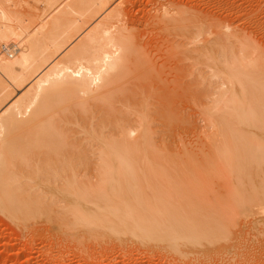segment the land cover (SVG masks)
Here are the masks:
<instances>
[{
	"label": "bare ground",
	"instance_id": "obj_1",
	"mask_svg": "<svg viewBox=\"0 0 264 264\" xmlns=\"http://www.w3.org/2000/svg\"><path fill=\"white\" fill-rule=\"evenodd\" d=\"M41 1L50 13L35 24L0 0V216L19 230L44 222L66 237L155 243L178 258L264 244L256 43L207 23L201 0H141L133 12L131 1ZM197 175L221 194L206 184L212 199L204 187L208 200L196 196ZM242 218L259 229L244 238Z\"/></svg>",
	"mask_w": 264,
	"mask_h": 264
},
{
	"label": "rangeland",
	"instance_id": "obj_2",
	"mask_svg": "<svg viewBox=\"0 0 264 264\" xmlns=\"http://www.w3.org/2000/svg\"><path fill=\"white\" fill-rule=\"evenodd\" d=\"M12 1L14 2V4H16L15 7H13L14 5L12 6V4H13V3L11 4ZM112 1L113 0H109L108 1V3H107L108 6L106 7L107 9H110L112 7V4L114 5L118 0H114L115 3H113L114 1L113 2ZM121 1H122V3L124 5H126L127 2H130L131 1V6H130L131 7V10L130 11H132V12L134 11V9L132 10V8H135V10H136V8L138 7L137 10L139 8L141 10V8L144 9L145 6H146L145 4H143L141 2V0H129V1L128 0H124V1L121 0ZM208 1H210L211 3L208 2ZM212 1H213V3H212ZM214 1L215 0H203V1L201 0L200 3L203 2V5L202 4L200 5V3L194 1L195 3L193 2L194 3L193 6H195V9L197 8L196 9L197 11L200 10L198 13H201V15L203 14V19H204V17L207 18V16H208V18L210 17V19H208V20L206 19L208 21L207 23H209V20H211L210 23H212V25L214 24L213 23L214 21L215 22L217 21V23L219 22V24L220 23L221 24L224 23L226 25H231L230 26L232 28V29L230 28L231 30L236 29L234 31H238L240 33H243V35H246V37H248L249 39L253 40L256 43L257 48H259V50L263 53L264 52V3L263 4H258L257 6H255V8L251 7V9H250V7H248L249 8L248 9V8L245 7V9H244V7L243 8L241 7V9H240L239 8L240 5H238V7L237 6L235 7L234 5H231V6H233L231 8L230 7V4H228V3H227V5H229V7L226 5V3H221L220 1L217 2V3L215 2V4H216L215 5L214 4ZM260 1H263V0H260ZM41 2H42L41 0H40V3H39V0H36V1L35 0H10L9 3L8 2H5L6 4H4V6L7 5V3H8V5H11V8L12 9L16 10L20 14H23L24 12H27V11H29V12L32 11L33 12L32 14L33 15L35 14L34 15L33 22L35 24H37L40 20H43L50 13L49 12L48 14H45L47 12V8L45 6L43 7V5H41ZM227 2H228V0H227ZM2 3H4V2H2ZM139 3H141V5H139ZM196 3L199 4L200 6L197 5ZM38 4H39V6H38ZM142 4L145 5L144 8L142 7ZM220 4H222V5H220ZM8 5L6 6V8H8ZM137 5H139V6H137ZM196 5H197V7H196ZM225 5H226V7H225ZM260 5H262V7ZM234 7L235 8H238L239 10L238 9H233ZM138 11H136V13ZM38 14H40V15H38ZM88 17H86V19H88ZM89 19L87 20V22L86 21L85 22L86 23L90 22L91 21V17ZM213 19H214V21L212 22ZM218 19H219V21H218ZM203 21H204V25H205V20H203ZM209 25H211V24H209ZM233 25H234V27H233ZM245 33H247V34H245ZM157 58H154L153 60L154 61H156V60L158 61ZM156 62H154V63H156ZM201 70H203V69H201ZM194 118H196V117H193V119ZM195 121L198 122V123H195ZM193 123H194V127L195 128H196L197 125H198V127H200V122L198 121L197 118L195 120H192V124ZM198 127H197V129H198ZM199 129H201V128H199ZM199 176H201V175H199ZM199 176L197 175V177L199 178V179L197 178V180H200L201 181L203 178L200 179ZM204 181L205 180H202L201 181V182H203L202 184H204V186H202L201 183H199L198 181H196V182H198V185L201 184V185L197 186V183L196 182H193L191 180L190 181L191 184L193 182L196 185L195 188L198 187L199 190L197 188L198 191L197 190L196 191H193L194 190V185H192L190 187L187 186L189 189L191 188V190H189V189H187V190L190 191V194H192V191L195 192L196 196H197V193H198V196L201 194L200 195L201 197L206 196V194H205L206 191H207V196H208V194L214 193L213 191H217L218 190L219 187L216 188V186H214L213 187L214 190H213L212 189V186H210L211 184L210 183L207 184L208 181H210V180H207L206 183H204ZM212 183L214 185V183H217V182H212ZM206 184L208 186H210L209 188H211L213 191L211 189L209 190L208 188H205V185ZM201 187L202 188L204 187V189H206V191L204 192ZM200 190H202V193L199 194ZM220 190L217 191V193L215 192V194H217V195L219 193L221 194V191ZM214 195H212V197ZM218 196H216L215 199H220L221 200V198H219ZM221 197H222V195H221ZM203 198H205V201H206V200H208V198L210 199L211 196H208V198H206V197H203ZM187 199H189V198H187ZM211 201H214V198ZM204 203H202L201 204L202 206H199V207L200 208H203L204 207ZM191 205L188 204V206H189L188 211H190V209H192V208H190V207H192ZM211 207H209V209H213V206L212 205H211ZM245 219H247V218H245ZM242 220L244 221V223H245V221L247 223L246 224L241 223V222H243ZM242 220L238 224V227L243 232L242 235H244V238L247 237L251 232H253V230L259 229V226H260L259 224H258V227L256 226V228L254 227V229H253L252 225H250L251 223L249 224L248 219L247 220H244V218H242ZM41 223H39V224L38 223H34V225H35L34 228L32 226H27V228H29L28 229L29 232H28V230H27L26 227H25L26 230L25 229L19 230L13 224H11L10 222H8L7 220H5L4 218H2L0 216V264H182V263L183 264H217V263L218 264H221V263L222 264H253L254 261L256 262V263L254 262V264H264L263 263L264 262V252H263L264 251V247H263L264 244H262V240H261V242L259 241L257 243H254V244H257V245H255L257 247H255L253 245V243L252 244H249L248 245V248H245L246 247L245 246L244 247L245 249L244 248L243 249H240L241 251L238 250L237 252H235L236 253L235 255H234L233 252L231 254V251H229V249H228V251H229L230 254L227 251V253L224 254V256L220 255L221 257L218 256V255L215 257V254L214 255L209 254V256L210 255H212V256L211 257H209V256L208 257H205L206 259L205 258H202L203 256L201 257L199 255L196 256L195 259H194L193 257L195 255H193V254L190 255L189 253H186L187 255L186 254H183L184 256L182 255V256H180V258H178L179 257L178 254H176L174 252L171 253L168 250L167 251L166 250L164 251V248L163 247H158V246L156 247L157 244L154 245L155 243L153 245L150 244L149 246L147 244H144V243H143L144 244L143 245L142 243L133 241V239L124 236L125 238H127L125 240V238L124 237L121 238L120 235H117V237L119 239L116 238V237H112V236H109L110 237L109 238V237H106V235L105 236L103 235V237H101L102 235H100V237L103 239L104 242L102 241L101 238H99V235H96L95 237L93 236L95 239L92 237L93 238L92 240L90 238L89 239L81 238L80 236H78V238L77 237L74 238L71 235H67V237H66L65 234H62L61 233L62 234L61 235L56 230H55V232H57V234L55 232H51L52 230L54 231V229L52 227L48 226L47 223H46L47 226L44 225L45 224L44 222H43V224H41ZM36 224L39 226L38 227L39 229L36 227ZM42 226H44V227H42ZM46 227H47V229L49 228L48 229L49 231L46 229ZM247 227L249 228V230L250 229L251 230L250 231H247V229H246ZM31 228H33L34 230L32 229L33 230L32 231ZM243 228H245V229H243ZM30 230H31V232H30ZM46 230H47V232H46ZM243 230H246V231H243ZM50 232L52 234V235L50 234L51 236L48 234ZM239 235H241V234L239 233ZM58 236H59V238H58ZM237 237L238 236H236V238ZM56 238H58V239H56ZM71 238L73 240L75 239L74 241L76 243ZM115 238H116L117 241L119 240V242H117L115 240ZM238 238L240 239V236ZM238 238H237V240H238ZM129 239H131V241H129ZM49 240H51V241L49 242ZM90 240L91 241H94V242L97 241L95 243L92 242L95 246L92 245V243H91ZM107 241H109V242H107ZM125 241H127V243ZM227 242H230V239L229 240H226V242H222V243L223 244L225 243V245H227L228 244ZM242 242L244 243V241H241V243ZM110 243H112V244H110ZM119 243H120V245H119ZM137 243H139L138 246H137ZM263 243H264V241H263ZM86 244H87V246H85ZM99 244L100 245L102 244L101 245L102 247ZM116 244H117V247H116ZM145 245H147V247ZM77 246H78V248H76ZM124 246H127V247H125L126 249L125 248H122ZM105 247H106V249H105ZM112 247H114V248H112ZM250 247H251V249H250ZM94 248H96V249H94ZM98 248H100V249H98ZM111 248H112V250H111ZM88 249H90V250H88ZM117 249H119V251ZM139 249H141L145 253L143 254V252L141 250L139 251ZM226 250H227V248H226ZM174 254L177 256V258H176V256H174ZM246 255H247V257H246ZM243 256H244V258H243ZM173 258L176 259V260L174 261ZM191 258H192V260H191ZM177 260H178L179 263L177 262ZM182 260H184V261H182Z\"/></svg>",
	"mask_w": 264,
	"mask_h": 264
}]
</instances>
